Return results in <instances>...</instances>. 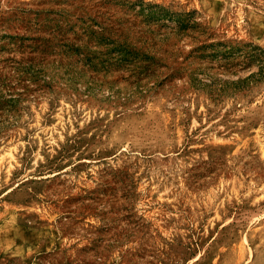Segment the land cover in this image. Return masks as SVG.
<instances>
[{"label": "rangeland", "instance_id": "1", "mask_svg": "<svg viewBox=\"0 0 264 264\" xmlns=\"http://www.w3.org/2000/svg\"><path fill=\"white\" fill-rule=\"evenodd\" d=\"M0 264H264V0H0Z\"/></svg>", "mask_w": 264, "mask_h": 264}]
</instances>
